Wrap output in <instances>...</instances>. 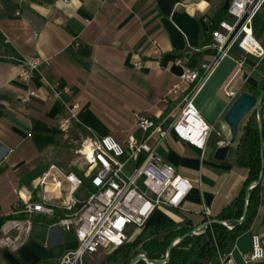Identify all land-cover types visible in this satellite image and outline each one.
I'll list each match as a JSON object with an SVG mask.
<instances>
[{
    "label": "crops",
    "instance_id": "0c3cea01",
    "mask_svg": "<svg viewBox=\"0 0 264 264\" xmlns=\"http://www.w3.org/2000/svg\"><path fill=\"white\" fill-rule=\"evenodd\" d=\"M230 1L0 0V218L25 217L0 228V264H59L76 248L73 230L22 212L25 202L45 198L34 184L51 165L79 174L83 165L74 150L90 137L110 135L123 145L133 138L154 146L157 135L139 131L135 115L168 124L170 115L180 112L187 86L178 95L168 91L178 81L181 65L195 69L216 58L213 25ZM230 20L226 14L223 21ZM252 34L264 49V7L253 19ZM152 40L159 44L160 55L154 54ZM32 57L42 62L31 80L21 83L20 67ZM28 90L35 96L23 104ZM255 90L264 91V57L246 54L236 42L193 99L211 127L204 148H194L173 133L157 147L192 189L180 207L156 208L142 228L129 229L125 243L136 237L145 243L181 228L197 229L237 196L247 176L236 165L241 129L231 144L224 116L241 93L253 95ZM219 142L230 145L225 161L213 158ZM61 194L55 201L56 214L47 219L62 217L65 183ZM161 226L169 229L158 231ZM252 236L264 244V178L250 229L199 264H226L229 252L232 264H245L241 255L250 251ZM139 248H127L114 264H128ZM114 250L88 255L84 264L92 258L97 261L99 254L95 264H102Z\"/></svg>",
    "mask_w": 264,
    "mask_h": 264
},
{
    "label": "built area",
    "instance_id": "2783aa9c",
    "mask_svg": "<svg viewBox=\"0 0 264 264\" xmlns=\"http://www.w3.org/2000/svg\"><path fill=\"white\" fill-rule=\"evenodd\" d=\"M262 7L264 0L230 1L226 14L231 20L222 21L212 33L216 58L195 69L187 65L180 66L178 81L168 93L178 95L184 86L187 88L180 112L170 115L168 124L135 115L134 125L139 131L148 133V137L157 135L154 146L146 140L137 141L133 138L123 145L110 135L90 137L74 150V155L83 165L79 174L51 165L36 181L34 188L45 192V198L42 202H25L22 212L28 215H55L59 208L55 201L62 196L63 183L67 186L66 202L62 205L63 215L57 225L65 231H74L77 246L66 252L59 264H84L88 255L117 249L128 240L129 229L142 228L156 208L180 207L192 185L157 153V147L173 133L180 141L194 148H204L211 127L196 111L193 99L218 63L229 56L234 43L238 42V47L246 54L264 57V49L252 36L253 19ZM197 9L200 11V5ZM151 44L154 54L160 55L157 41L152 40ZM73 45L77 47L78 43L74 42ZM41 62L39 58L32 57L21 65L19 81L28 83ZM241 65L238 62V66ZM225 94L233 96L229 91H225ZM34 96L35 92L28 90L21 98V103L27 104ZM218 144L222 145L221 142ZM131 162L136 164L130 167ZM81 188H84V193L77 197L76 193ZM241 257L245 264L264 262V244L258 236L251 237L250 251ZM224 261L232 264L231 252L225 255Z\"/></svg>",
    "mask_w": 264,
    "mask_h": 264
},
{
    "label": "trees",
    "instance_id": "16d2710c",
    "mask_svg": "<svg viewBox=\"0 0 264 264\" xmlns=\"http://www.w3.org/2000/svg\"><path fill=\"white\" fill-rule=\"evenodd\" d=\"M227 3L219 12L218 17L213 25V30H217L221 21L225 19ZM253 96L257 97L260 92L255 90ZM261 121L264 126V98L260 101ZM260 145L257 126V117L253 111L246 119L241 128V135L238 138L236 146V165L247 171L246 180L235 198L223 209L220 213L212 218L204 220L199 230L192 232L193 229L181 228L177 231H170L155 238L141 243V237H136L132 243H125L121 247L115 249L109 255L105 256L102 264H114L117 256L124 252L127 248H136L140 245L134 257L145 254L150 260H163L167 254L168 247L177 238H182L177 241L171 249L169 260L165 264H199L207 261L213 254V250H223L228 244L236 240L239 236L246 233L257 213V208L260 201V184L258 183L251 187L247 196L246 188L252 183L258 181L260 175ZM247 199V211L242 221L243 209ZM61 217L54 219L42 218V222L55 223ZM25 219L23 215L8 216L0 218V228L11 220ZM210 220H217L220 223L206 224ZM169 229L167 226L159 227L158 231L164 232ZM136 264H149L145 261H138Z\"/></svg>",
    "mask_w": 264,
    "mask_h": 264
},
{
    "label": "water",
    "instance_id": "95a60500",
    "mask_svg": "<svg viewBox=\"0 0 264 264\" xmlns=\"http://www.w3.org/2000/svg\"><path fill=\"white\" fill-rule=\"evenodd\" d=\"M264 98V91L260 92V94L255 97L248 93H241L234 101L230 109L224 116V121L229 127L231 141L230 143H234L238 137L239 130L242 128V122L253 112L255 111L257 117V126H258V135H259V145H260V175L258 181L252 183L250 186L246 188V196L251 189L252 186L261 183L262 178H264V126H262L261 121V109H260V101ZM230 145L221 146L216 149L213 158L217 161H225ZM247 211V199L245 201V207L243 209V217L240 221L243 220ZM211 223H220L225 224L224 222H219L217 220H210L206 224ZM200 228V227H199ZM199 228L192 230L194 233L195 231L199 230ZM182 238H177L173 241L170 246L168 247L167 254L163 260H150L147 258L145 254H140L133 259L130 260L128 264H136L138 261H145L149 264H165L169 260V256L171 253L172 247L175 245L177 241H180Z\"/></svg>",
    "mask_w": 264,
    "mask_h": 264
},
{
    "label": "rangeland",
    "instance_id": "374dc122",
    "mask_svg": "<svg viewBox=\"0 0 264 264\" xmlns=\"http://www.w3.org/2000/svg\"><path fill=\"white\" fill-rule=\"evenodd\" d=\"M247 119V118H246ZM246 119L242 122V126H243V124L245 123V121H246ZM84 193V188H81L77 193H76V196H81L82 194ZM135 233H136V231H133L132 233H130V235H131V237L133 236L134 237V235H135ZM129 234L127 233V238L129 239ZM133 237H132V239H133ZM100 257H102V254H99V255H97L95 258H97V261H98V259H100ZM97 261H95L93 258L92 259H89V264H95Z\"/></svg>",
    "mask_w": 264,
    "mask_h": 264
}]
</instances>
